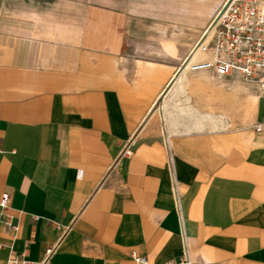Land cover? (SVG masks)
I'll return each mask as SVG.
<instances>
[{"label":"crops","instance_id":"obj_1","mask_svg":"<svg viewBox=\"0 0 264 264\" xmlns=\"http://www.w3.org/2000/svg\"><path fill=\"white\" fill-rule=\"evenodd\" d=\"M125 27L89 0H0V201L18 226L0 223V264L53 248L48 264H182L165 130L191 263L264 264L260 89L242 80L258 98L240 129L238 78L184 67L209 34L174 67L125 57Z\"/></svg>","mask_w":264,"mask_h":264},{"label":"built area","instance_id":"obj_2","mask_svg":"<svg viewBox=\"0 0 264 264\" xmlns=\"http://www.w3.org/2000/svg\"><path fill=\"white\" fill-rule=\"evenodd\" d=\"M216 20L213 26L215 37L211 44L215 61L194 66L193 72L211 71L225 78L239 77L255 84L263 93L261 97H264V0H228ZM257 129L258 131L264 129V120ZM162 139L174 207L182 228L184 244L182 264H192L184 231L183 191L178 178L173 136L165 130ZM130 154L131 152L127 150L123 155ZM10 203L11 196L4 194L0 201L2 211L0 223L6 226L9 233L13 234L18 231V226L14 224L15 218L6 213L10 209ZM54 252L53 248L48 252L46 260L41 263L28 261L26 252L21 255L12 254L9 264H48ZM134 257L138 263L148 264L146 258Z\"/></svg>","mask_w":264,"mask_h":264},{"label":"rangeland","instance_id":"obj_3","mask_svg":"<svg viewBox=\"0 0 264 264\" xmlns=\"http://www.w3.org/2000/svg\"><path fill=\"white\" fill-rule=\"evenodd\" d=\"M89 1L109 5L124 13L125 57L180 67L182 61L189 57L197 46L200 38L212 27L215 18L228 0ZM212 33L210 31L209 35ZM169 42L177 46L176 55L168 49ZM250 94L241 92L242 96L239 97L240 129L253 123L255 112L253 98L257 95L254 92ZM262 108L264 111V99Z\"/></svg>","mask_w":264,"mask_h":264},{"label":"bare ground","instance_id":"obj_4","mask_svg":"<svg viewBox=\"0 0 264 264\" xmlns=\"http://www.w3.org/2000/svg\"><path fill=\"white\" fill-rule=\"evenodd\" d=\"M217 19V17L215 18V20H214V24L216 23V20ZM214 24L212 25V27H210V29L204 34V36H203V39H204V37L205 36H207L208 34H209V32L211 31V32H213L211 35H210V40H209V43H210V45H209V48H211L212 49V51L211 50H209L208 49V52L205 50V52H203L202 53V55L196 60V61H194L193 60V58H194V55H195V53L194 54H192L187 60H186V62H185V64H184V67H185V69H187L188 71H190V72H193V69H194V66H197V65H200V64H203L204 62H210V63H214V61H215V57H214V51H213V48H212V46H211V44H212V42H213V40H214V37H215V30L213 29V26H214ZM208 38V37H207ZM202 39V40H203ZM202 40H201V42H202ZM212 40V41H211ZM200 42V43H201ZM200 43L198 44V46L200 45ZM207 44V43H206ZM197 46V47H198ZM201 47V46H200ZM202 48V47H201ZM200 49V48H199ZM203 49V48H202ZM196 51V50H195ZM199 52V51H198ZM199 53H201V52H199ZM198 55V54H197ZM211 55L213 56V59H209V57L208 56H210L211 57ZM203 56V57H202ZM202 72V71H201ZM203 72H205V71H203ZM232 78H238V79H236L235 80V83H236V93H239L240 95H241V92H250V91H252V90H250V87L246 84V83H244L243 81H242V79L241 78H239V77H232ZM241 79V80H240ZM246 82V81H245ZM249 83V82H248ZM249 84H253V83H249ZM261 94H263L261 91H260V95ZM226 114V113H225ZM216 118V117H215ZM217 121H219V119L217 120ZM222 122H223V120H221ZM221 121H219V122H221Z\"/></svg>","mask_w":264,"mask_h":264}]
</instances>
